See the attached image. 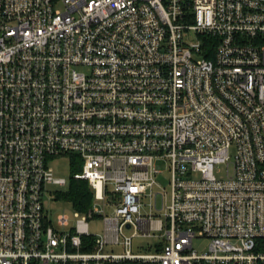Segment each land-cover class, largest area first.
Segmentation results:
<instances>
[{
	"label": "built area",
	"instance_id": "obj_1",
	"mask_svg": "<svg viewBox=\"0 0 264 264\" xmlns=\"http://www.w3.org/2000/svg\"><path fill=\"white\" fill-rule=\"evenodd\" d=\"M0 264H264V0H0Z\"/></svg>",
	"mask_w": 264,
	"mask_h": 264
},
{
	"label": "rangeland",
	"instance_id": "obj_2",
	"mask_svg": "<svg viewBox=\"0 0 264 264\" xmlns=\"http://www.w3.org/2000/svg\"><path fill=\"white\" fill-rule=\"evenodd\" d=\"M234 152V151H233ZM232 155V151L230 153ZM160 165L162 173L156 175V182L160 188H164L165 190H169V170L168 165L165 163V161H159L157 163ZM50 167L53 170V177L54 179L58 180H64L66 182L65 186H59V185H49L47 186V194L44 196L45 202L44 207L47 211L48 218L50 219V222L52 226L58 230L62 231L64 233H68L72 227H74L75 224V210L72 208L70 202L67 200H57L55 198H52L55 195V192H65L67 190V186L70 180V168H69V158H58L53 160L50 163ZM215 174L217 177H223L225 166L224 165H216L214 168ZM51 196V198H50ZM99 209L101 210V207L99 206ZM106 213H109L107 210ZM61 215H65L68 218V225L67 226H61L58 224V217ZM103 229V223L99 220H94L92 222H89V230L91 234H101ZM128 235L130 232H126ZM138 243V245L143 246L144 248H147L152 241L150 240H141L138 239L133 244V252H141L142 249H137L135 244ZM207 247V241H199L194 240L193 242V248L197 250L198 253L203 252L206 250ZM115 251H119V248L116 247L114 249Z\"/></svg>",
	"mask_w": 264,
	"mask_h": 264
},
{
	"label": "trees",
	"instance_id": "obj_3",
	"mask_svg": "<svg viewBox=\"0 0 264 264\" xmlns=\"http://www.w3.org/2000/svg\"><path fill=\"white\" fill-rule=\"evenodd\" d=\"M69 158L70 180L67 190L56 192L54 198L67 200L76 212L84 214L91 208L93 193L86 181L73 178V175L79 172L80 162L75 155H71Z\"/></svg>",
	"mask_w": 264,
	"mask_h": 264
}]
</instances>
